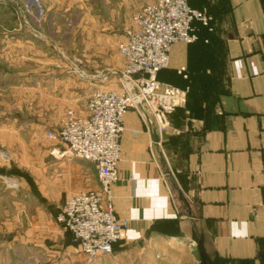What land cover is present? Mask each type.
Returning <instances> with one entry per match:
<instances>
[{
    "label": "crops",
    "instance_id": "obj_1",
    "mask_svg": "<svg viewBox=\"0 0 264 264\" xmlns=\"http://www.w3.org/2000/svg\"><path fill=\"white\" fill-rule=\"evenodd\" d=\"M100 2L44 0L45 16L22 20L13 2H0V74H12L0 81L11 89L0 98V149L12 159L0 175L20 185L10 190L0 179V264H203L201 252L207 264L261 263L264 0H190L213 18L212 31L197 24L200 40L174 45L159 74L188 91L165 132L147 128L134 111L124 120L112 192L125 236L113 253L88 259L57 224L70 198L99 191L100 182L94 164L53 155L63 147L47 134L68 112L86 118L97 90H122L113 73L125 61L115 44L150 3ZM128 8L136 10L130 17ZM73 58L82 60L85 78L72 70Z\"/></svg>",
    "mask_w": 264,
    "mask_h": 264
},
{
    "label": "built area",
    "instance_id": "obj_2",
    "mask_svg": "<svg viewBox=\"0 0 264 264\" xmlns=\"http://www.w3.org/2000/svg\"><path fill=\"white\" fill-rule=\"evenodd\" d=\"M149 1L133 15L118 43L125 67L114 74L122 90H97L89 99L86 118L68 112L61 128L48 134L63 147L60 153L53 150V155L78 158L97 168L100 190L73 196L56 218L57 224L71 233L80 253L92 261L110 256L114 245L125 236L114 208L112 188L120 181L127 114L136 112L147 128L164 133L168 117L185 105L188 91L162 83L159 74L168 69L174 45L198 42L197 24L212 31L213 18L207 10L192 8L190 0ZM32 2L36 5L35 0ZM74 72L83 74L75 67ZM177 72L187 78L186 67ZM1 158L8 160L5 154ZM0 179L9 189H20L13 178Z\"/></svg>",
    "mask_w": 264,
    "mask_h": 264
},
{
    "label": "rangeland",
    "instance_id": "obj_3",
    "mask_svg": "<svg viewBox=\"0 0 264 264\" xmlns=\"http://www.w3.org/2000/svg\"><path fill=\"white\" fill-rule=\"evenodd\" d=\"M6 1H11L13 2L12 5H13V9L14 11L17 13V17L20 18V20H22V18H28V17H31V18H37L38 16L39 17H42V16H45L47 14V10L45 9L44 7V4H43V1L44 0H35V3H36V6H32L30 9H29V4L23 0H2V2H6ZM100 0H89V4L91 6H97V4H100ZM99 7V6H98ZM33 8V9H32ZM111 10H115V9H111ZM126 10V9H125ZM93 11V10H92ZM95 12H98L99 10H94ZM136 10L133 9V8H128V10H126L125 12H127L128 16L130 17ZM121 16V15H120ZM129 19V18H128ZM25 23L27 22L26 20H24ZM28 23V22H27ZM26 23V24H27ZM126 26L127 25H123L122 28H123V32L126 30ZM27 27H29V25H27ZM31 27V26H30ZM2 28V27H1ZM0 28V29H1ZM32 28V27H31ZM0 33H6V32H3V30H0ZM35 35L38 36L39 33L34 31ZM120 41H118L116 44H115V47L116 49L118 50V43ZM114 46V45H113ZM115 50V49H114ZM119 51V50H118ZM116 53H118L116 50H115ZM67 60H69L67 58ZM70 66L73 67V71H74V67L75 68H78L79 69V66H82L84 65L82 60L79 59V58H73L70 62H69ZM112 68V66H111ZM82 72V71H81ZM75 73V72H74ZM83 73V72H82ZM76 75H78L79 77H82V78H85V74L83 73L82 75L81 74H77L75 73ZM114 74V73H113ZM12 76V74H0V81L5 80L7 81L9 79V77ZM10 87L6 88V86H1L0 84V98H4L5 96L9 95L10 94ZM4 110L2 107H0V114L3 113ZM49 134V133H48ZM48 134H47V138L49 139L48 137ZM51 140V139H49ZM1 154H5L8 158L7 161H3V159L1 158ZM12 162V159L11 157L9 156V154L4 150V149H0V169L2 168H5V165L6 164H10ZM0 176H3V175H0ZM11 190V189H10ZM78 246V245H77ZM79 249V248H78ZM261 263L259 264H264V250L261 252ZM239 264H252V263H245V262H240Z\"/></svg>",
    "mask_w": 264,
    "mask_h": 264
},
{
    "label": "water",
    "instance_id": "obj_4",
    "mask_svg": "<svg viewBox=\"0 0 264 264\" xmlns=\"http://www.w3.org/2000/svg\"><path fill=\"white\" fill-rule=\"evenodd\" d=\"M180 199H181V201L184 202V204L189 208L188 203L186 202V200L183 198L182 195H180ZM201 260H202L203 264H207V262H206V260H205V257H204V255L202 254V252H201Z\"/></svg>",
    "mask_w": 264,
    "mask_h": 264
},
{
    "label": "trees",
    "instance_id": "obj_5",
    "mask_svg": "<svg viewBox=\"0 0 264 264\" xmlns=\"http://www.w3.org/2000/svg\"><path fill=\"white\" fill-rule=\"evenodd\" d=\"M198 37H199V36H198ZM199 40H200V39H199ZM199 40H198V41H199Z\"/></svg>",
    "mask_w": 264,
    "mask_h": 264
}]
</instances>
